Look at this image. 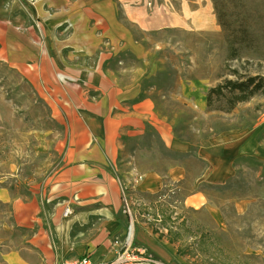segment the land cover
<instances>
[{"label": "crops", "instance_id": "1", "mask_svg": "<svg viewBox=\"0 0 264 264\" xmlns=\"http://www.w3.org/2000/svg\"><path fill=\"white\" fill-rule=\"evenodd\" d=\"M200 2H184L180 11H169L140 0H0V62L34 87L59 128L53 148L60 163L42 191L31 199L6 198L19 227L34 231L30 246L43 264L86 257L117 261L132 218L128 223L118 176L124 140H141L151 128L166 151L189 157L194 144L180 139L159 112L165 97L152 85L156 72H139L124 60L142 61L146 55L132 28L149 35L183 30L192 38L224 41L213 4L206 0L196 7ZM189 99L206 110L205 94L194 92ZM220 138L201 140L193 152L204 165L196 186H223L235 175L240 156ZM187 174L186 165L176 163L167 179L178 190ZM144 176L138 185L142 191L163 189L162 177ZM205 202L200 192L186 199L194 208ZM66 208L72 210L68 217ZM138 243L169 259L148 235ZM164 247L170 250L169 243Z\"/></svg>", "mask_w": 264, "mask_h": 264}, {"label": "rangeland", "instance_id": "2", "mask_svg": "<svg viewBox=\"0 0 264 264\" xmlns=\"http://www.w3.org/2000/svg\"><path fill=\"white\" fill-rule=\"evenodd\" d=\"M192 1L140 3L153 9L180 11L184 2ZM205 1L195 6L201 7ZM245 1H235L236 7L228 5L232 25L256 26L261 36L257 48L245 52L237 61L227 60L225 41L216 36L192 38L174 29L149 35L131 29L146 55L142 61L125 57V65L139 72H156L152 85L165 97L159 112L180 139L194 144L189 157H183L166 151L151 128L141 140H124L118 176L124 187L125 209L132 217L127 233L131 226L132 251L138 258L132 264H264V94L232 110H227L229 102L217 101L215 105L223 107L222 111H209L207 106L199 110L189 99L194 92L206 97L211 88L234 79L232 70L242 77H264V0ZM187 83L191 84L186 86ZM58 129L48 104L34 87L17 70L0 62V264H43L30 246L34 231L19 227L13 205L6 198L31 199L35 192L42 191L60 163L53 148ZM218 136L233 145L232 150L240 156L235 162V175L224 184L225 188L196 186L204 165L193 152L201 140ZM176 163L185 164L188 170L178 190L167 179L169 168ZM150 172L164 181L160 197L138 186L144 174ZM197 192L204 195L206 202L201 207H190L186 199ZM209 233L213 235L207 237ZM146 235L156 247L165 250L169 259L159 258L155 250L138 243V238ZM167 243L169 251L164 247Z\"/></svg>", "mask_w": 264, "mask_h": 264}, {"label": "trees", "instance_id": "3", "mask_svg": "<svg viewBox=\"0 0 264 264\" xmlns=\"http://www.w3.org/2000/svg\"><path fill=\"white\" fill-rule=\"evenodd\" d=\"M241 0H212L218 25L223 32L225 46L227 49V60L237 61L247 51H253L260 42V29L256 26L239 23L236 28L233 27L229 18L228 5L236 7L234 2ZM245 1V0H244ZM246 2V1H245ZM231 76L234 79L224 80L223 83L211 88L206 94V106L209 111H222L224 108L216 106L217 101L225 100L229 102L227 110H232L237 104L250 100L257 94H264V77L261 75L242 77L237 70H232ZM219 99V100H217ZM211 188H225V186H210ZM162 193L157 194L160 197ZM126 219L129 223V214L126 213ZM186 220L182 223L185 224ZM183 224V225H184ZM209 233L204 236H212ZM205 240L200 241L203 248ZM180 253H182L180 251Z\"/></svg>", "mask_w": 264, "mask_h": 264}, {"label": "built area", "instance_id": "4", "mask_svg": "<svg viewBox=\"0 0 264 264\" xmlns=\"http://www.w3.org/2000/svg\"><path fill=\"white\" fill-rule=\"evenodd\" d=\"M72 214V210L70 208H66L65 212H64V216L65 217H68ZM132 234V227L130 226V229H129V234L127 233V238H126V241H125V250L124 252H122L119 256H118V259L116 262L114 263H111V264H126V263H134L136 261H138V258L134 256L133 252L134 250L132 251V239H130V236ZM150 262V260H145L143 262ZM146 262V263H147ZM62 264H107V263H104V262H100V261H97V260H93L92 258H82V259H79V260H76V261H71V262H63ZM149 264V263H148Z\"/></svg>", "mask_w": 264, "mask_h": 264}, {"label": "bare ground", "instance_id": "5", "mask_svg": "<svg viewBox=\"0 0 264 264\" xmlns=\"http://www.w3.org/2000/svg\"><path fill=\"white\" fill-rule=\"evenodd\" d=\"M220 140L222 141L223 139H222V138H220ZM132 235H133V233L131 234V236H130V239H129V240H131V239H132Z\"/></svg>", "mask_w": 264, "mask_h": 264}]
</instances>
